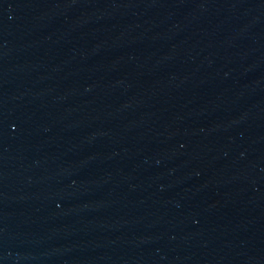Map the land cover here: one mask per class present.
Returning <instances> with one entry per match:
<instances>
[{
	"label": "water",
	"instance_id": "obj_1",
	"mask_svg": "<svg viewBox=\"0 0 264 264\" xmlns=\"http://www.w3.org/2000/svg\"><path fill=\"white\" fill-rule=\"evenodd\" d=\"M0 264H264V0H0Z\"/></svg>",
	"mask_w": 264,
	"mask_h": 264
}]
</instances>
